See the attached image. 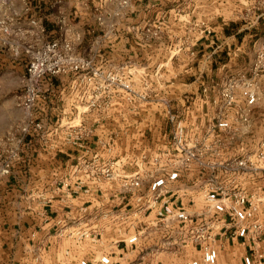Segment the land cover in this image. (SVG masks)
Instances as JSON below:
<instances>
[{
  "label": "crops",
  "instance_id": "obj_1",
  "mask_svg": "<svg viewBox=\"0 0 264 264\" xmlns=\"http://www.w3.org/2000/svg\"><path fill=\"white\" fill-rule=\"evenodd\" d=\"M61 17L76 52L100 68L102 77L88 80L86 72H63L39 78L33 116L40 127L23 133L26 114L17 105L27 75L22 45L59 38ZM0 19L10 28L7 38L0 31V62L10 76L0 91H22L0 99V142L12 129L13 137H22L20 158L0 178V264H80L83 258L101 264L104 254L110 255V264L200 259L201 244L185 243L180 232L167 243L152 210L120 231L110 212L134 209L138 197L123 192L118 181L75 175L74 168L84 159L99 166L119 160V171L140 169L145 175L139 191L144 193L147 173L158 170L151 158L170 148L172 113L185 122L191 139L224 113L236 130L221 134L223 158L255 154L264 140V65L258 67L256 58L264 40V0H6ZM33 19L42 23L43 32L37 33ZM155 29L159 35L152 34ZM223 50L227 55L219 61L216 53ZM109 72L120 82L109 85ZM232 78L241 85L235 106L224 112L222 92ZM122 83H130L132 90ZM245 84L258 96L253 104L241 94ZM100 85L111 91L95 100ZM215 175L250 195L258 192V215L264 221V171L218 170ZM205 179L197 166L182 169L162 201L206 207L197 193ZM78 220L86 233L66 229ZM211 222L216 264H246L248 255L251 264H264V236L259 243L251 233L239 236L227 214ZM100 228L102 236L96 239ZM138 230L139 241L126 243Z\"/></svg>",
  "mask_w": 264,
  "mask_h": 264
},
{
  "label": "built area",
  "instance_id": "obj_2",
  "mask_svg": "<svg viewBox=\"0 0 264 264\" xmlns=\"http://www.w3.org/2000/svg\"><path fill=\"white\" fill-rule=\"evenodd\" d=\"M5 1L0 0V5ZM99 20H102V18L100 17ZM32 23L40 28L37 33L44 31L42 23L38 20L33 19ZM58 23L61 30L59 38L48 41H39L35 38L32 42L22 45L27 58V75L17 105L26 114V123L21 129L23 133L29 132L32 126L40 127V123L33 116V109L39 96L37 87L39 78L63 72H86L90 74L88 80L102 77L103 71L100 68L93 67L89 59L76 52L75 43L67 34L66 18L61 17ZM0 31L5 34L4 38H7L10 28L4 19H0ZM159 31L155 29L151 32L153 35H159ZM256 58L257 66L262 67L264 65V40L260 44ZM107 77L109 85L120 82L119 75L116 73L109 72ZM121 85L129 91L132 90L130 83H122ZM239 85L241 83L238 82V79L232 78L223 89L224 112L235 106ZM110 91L108 85L96 87L95 100L101 99L102 94ZM241 94L249 104L255 103L258 99L256 92L248 84H245L244 88L241 89ZM137 95L143 99L147 97L144 93ZM92 105L95 106L97 103L92 100ZM239 118L243 121L248 119L243 112H240ZM170 121L172 122L170 148L151 158L154 163L158 164V170L147 173L149 186L144 193L140 194V189L145 175L141 173L140 169L130 173L119 171L115 168L116 165L119 166V160L99 166L94 161L84 159L74 168V174L78 175L83 172L89 176L88 178L93 177L111 182L118 181L123 192L132 193L138 197V205L134 209H119L113 213L110 212V215L115 217L113 219L115 223H118L119 227L117 225L116 227L120 231L124 230V224L137 225L140 216L152 210L158 215L155 226H163L162 230L168 236L167 243L178 239V232L183 234L181 240H184L185 243H200L203 250L202 257L200 259H186L181 261L180 264H216L218 250L211 243L213 235L210 229L213 224L211 220L217 215L227 214L233 218L239 236L244 237L251 233L255 242H261L264 236V221L258 215L259 202L261 201L260 194L256 192L250 195L240 188L230 187L218 181L215 174L218 170L264 171V140L255 154L251 153L247 156L224 159L218 148L222 143L221 134L236 130L229 116L221 113L215 122L206 126L205 131L200 136L192 139L187 137L188 130L183 120L178 119L172 113L170 114ZM21 142V136L15 138L12 145L3 150L4 154L1 153L3 156L0 160V178L10 174L14 163L20 158ZM195 166L199 167L201 174L206 175L205 181L200 185V196L206 207L201 212H192L185 202L177 204L169 199L162 201L170 185L180 179L181 170L192 169ZM142 197H146L147 202L141 201ZM66 229L70 232H87L80 220L73 222L71 226H66ZM102 231L103 228L98 229L97 235L94 234L93 236L100 239ZM139 236L140 230L130 234L125 242L136 244L139 241ZM244 261L246 264H251V256H245ZM98 262L110 264L111 257L104 254L100 256ZM80 264H94V262L83 258L80 260Z\"/></svg>",
  "mask_w": 264,
  "mask_h": 264
},
{
  "label": "rangeland",
  "instance_id": "obj_3",
  "mask_svg": "<svg viewBox=\"0 0 264 264\" xmlns=\"http://www.w3.org/2000/svg\"><path fill=\"white\" fill-rule=\"evenodd\" d=\"M91 53L93 54V51L92 50H88L87 54H91ZM2 67H4V68L6 67V64L4 63V61L0 62V74L3 77V78H0V89H3V87L6 84L10 83V81H9V79H10L9 77L10 76L8 74H6L5 72H3L4 69H2ZM21 92L22 91H21L20 87L19 88L18 87L17 88H13L10 92L7 91V90H6V92L5 91L4 92L0 91V99H2L3 97L10 98V96L13 93L20 95ZM14 132H15V129L14 130L12 129L9 133H7L8 137L5 140L0 142V150H4L6 148H9L12 145V142L15 139V136L13 137ZM2 156H3V154L1 155V152H0V160L2 159ZM200 185L198 186V191H197L199 196H200ZM200 198H202V197L200 196ZM187 207L192 212H201L203 210V208H204L202 206V202L201 203L199 202L197 204L196 203L195 204H187Z\"/></svg>",
  "mask_w": 264,
  "mask_h": 264
},
{
  "label": "trees",
  "instance_id": "obj_4",
  "mask_svg": "<svg viewBox=\"0 0 264 264\" xmlns=\"http://www.w3.org/2000/svg\"><path fill=\"white\" fill-rule=\"evenodd\" d=\"M216 54L218 55L217 57H218L219 61L223 60L225 58V56L227 55L226 51H224V50L221 52H217Z\"/></svg>",
  "mask_w": 264,
  "mask_h": 264
}]
</instances>
